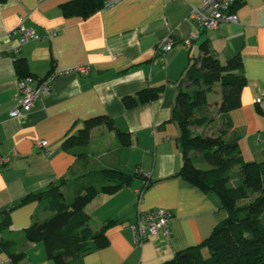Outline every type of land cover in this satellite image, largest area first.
I'll return each instance as SVG.
<instances>
[{
  "label": "crops",
  "instance_id": "obj_1",
  "mask_svg": "<svg viewBox=\"0 0 264 264\" xmlns=\"http://www.w3.org/2000/svg\"><path fill=\"white\" fill-rule=\"evenodd\" d=\"M69 1L0 0V156L12 155L8 164L0 166V223L10 219L6 230L0 227V242L8 236L16 239L14 248L26 254L22 264H56L42 243L24 237L25 228L50 213L42 202L23 200L61 177H79L87 169L88 173L117 169L138 176L117 190L96 193L87 207L93 230L115 221L106 229L108 245L71 264H165L201 244L227 217L218 193L203 191L178 175L183 155L172 110L180 80L193 58L200 56L203 42L222 63L241 56L247 84L240 106L230 113L233 130L240 136L246 162L264 160V113L256 103L258 97L264 98V0L239 1L234 9L238 21L216 29H203L192 16L204 0H122L88 18L65 17L61 6ZM21 25L42 38L23 44L17 57L27 61L36 80L52 72L57 75L49 94L13 117L11 111L21 98L9 52L17 38L8 34ZM167 36L175 40L174 47L160 54L157 45ZM189 38L192 43L186 45ZM79 67L87 72L73 70ZM142 89H156L159 95L127 107L124 98ZM102 115L129 134L130 144H121L113 131L95 128L84 168V158L65 151L63 143L87 119ZM37 139L48 140L52 154L37 148ZM73 181L74 191L84 185ZM140 189L144 190L141 205ZM158 208L173 213L170 233L161 229L136 243L131 226L139 211ZM0 264L15 263L3 252Z\"/></svg>",
  "mask_w": 264,
  "mask_h": 264
},
{
  "label": "trees",
  "instance_id": "obj_2",
  "mask_svg": "<svg viewBox=\"0 0 264 264\" xmlns=\"http://www.w3.org/2000/svg\"><path fill=\"white\" fill-rule=\"evenodd\" d=\"M239 1H233L231 9L234 12ZM103 3L104 0H71L61 9L65 17L88 18L102 11ZM200 48V56L193 58L180 80L172 110L171 120L179 126L178 144L183 155L178 175L203 191L218 193L227 217L201 244L177 253L165 264H264V160L246 162L243 159L240 136L233 130L230 115L240 106L247 84L242 59L236 55L222 63L208 42H203ZM14 63L19 80L28 76L35 78L24 58L16 56ZM158 95L156 89H142L136 96L125 97L124 102L127 107H134L153 101ZM215 106L220 123L216 132H207L216 121V116L211 114ZM95 128L113 131L121 144H130L129 134L119 130L111 117L102 115L87 119L83 128L66 138L62 146L65 151L84 158V168L88 167L86 147ZM235 167H239V171H234ZM137 176V172L117 169L104 168L94 173H88L87 169L79 177H61L46 190L28 195L23 202H42L50 215L25 228V240L42 243L48 257L56 264H71L106 247V229L115 221L110 220L93 230L88 204L96 193L117 190L131 184ZM233 177H239V184H231ZM72 180L75 183L88 180L91 184L83 185L74 196L67 197ZM9 225L8 217L0 223L2 230ZM15 243L16 239L9 236L2 238L0 253L6 252L15 264H22L26 254L16 250Z\"/></svg>",
  "mask_w": 264,
  "mask_h": 264
},
{
  "label": "built area",
  "instance_id": "obj_3",
  "mask_svg": "<svg viewBox=\"0 0 264 264\" xmlns=\"http://www.w3.org/2000/svg\"><path fill=\"white\" fill-rule=\"evenodd\" d=\"M122 0H104L103 10H108L115 6ZM234 0H204L202 6L196 7L192 16L199 20L200 26L203 29H216L223 23L238 21V15L231 7ZM14 35L17 38V44L10 48L9 52L12 53V58H15L21 51L23 44L31 39H40L41 35L37 34L31 28H27L21 25L19 28L14 29L8 36ZM51 38L53 34L51 33ZM197 33H193L192 38H195ZM192 38L186 39V45H191ZM175 40L170 36L165 37L157 45L156 50L160 54L171 51L174 47ZM2 39H0V57L3 56L1 50ZM87 72L86 67H79L73 69ZM57 73L52 72L46 77L36 80L33 77H26L25 79L18 81V92L21 98L18 107L11 111V116L18 117L22 114V110H30L34 104L41 99L43 95H47L51 91L52 83ZM37 81L34 84V81ZM256 103L260 109L264 112V98L258 97ZM35 146L43 150L46 154H52L53 150L50 148V143L46 139H37L34 142ZM12 159V155L0 156V166L8 164ZM138 204L141 205L143 201L144 190H138ZM173 220L172 211L158 208L152 211H139L136 222L131 226L133 232V238L136 243H141L149 239L152 235L158 233L159 230H164L167 234L170 233V226Z\"/></svg>",
  "mask_w": 264,
  "mask_h": 264
},
{
  "label": "rangeland",
  "instance_id": "obj_4",
  "mask_svg": "<svg viewBox=\"0 0 264 264\" xmlns=\"http://www.w3.org/2000/svg\"><path fill=\"white\" fill-rule=\"evenodd\" d=\"M211 114H213L214 116H216V121L214 122V124H212L211 125V127H209V129L208 130H206V129H200L199 131H207V132H216L215 131V129L217 128V126H218V124L220 123V121H219V117H218V113H217V107L215 106V107H212V110H211ZM261 161V160H260ZM234 171H239V167H235V169H234ZM236 172H235V174H236ZM237 175V174H236ZM81 183H83L84 185H89V184H91V183H89L88 182V180H82V181H80ZM239 182H240V179H239V177H233L232 178V181H231V184L232 185H237V184H239ZM93 184H96V183H93ZM70 189H72L71 190V192L72 193H68L67 194V197H69L70 195L71 196H74L75 195V191L73 190V185L71 186L70 185V187H69Z\"/></svg>",
  "mask_w": 264,
  "mask_h": 264
}]
</instances>
